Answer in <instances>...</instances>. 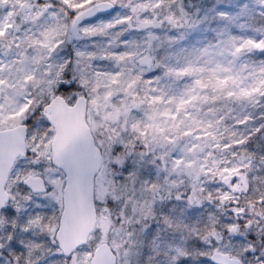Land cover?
Listing matches in <instances>:
<instances>
[{
    "label": "snow or ice",
    "instance_id": "snow-or-ice-1",
    "mask_svg": "<svg viewBox=\"0 0 264 264\" xmlns=\"http://www.w3.org/2000/svg\"><path fill=\"white\" fill-rule=\"evenodd\" d=\"M209 11L0 0V264H264V4Z\"/></svg>",
    "mask_w": 264,
    "mask_h": 264
},
{
    "label": "rangeland",
    "instance_id": "rangeland-1",
    "mask_svg": "<svg viewBox=\"0 0 264 264\" xmlns=\"http://www.w3.org/2000/svg\"><path fill=\"white\" fill-rule=\"evenodd\" d=\"M182 2L184 5V0H182ZM244 3H247L246 0H201V1H197V3H195L196 5L195 10L192 13L193 19L200 20L201 18L205 16H207L208 19L204 21L202 24H200L196 30L190 32L186 43L191 44V43H194L198 39L201 42H206V40L208 38H211L212 36V32L206 31L207 29L223 26L219 24L218 21L212 19L214 13L209 11L210 9L215 8L217 11L223 10V11H230L233 13H237L239 11V6ZM248 4L251 5L250 3ZM240 23H245L251 26L254 22L251 20H246L244 18H241L239 21H237V24H240ZM229 27H232V26L230 25ZM233 30L235 31L236 28H233ZM248 34L251 35V32H249ZM260 58H264V57H260ZM149 167L151 166L149 165ZM152 175L154 177L155 175L154 171ZM173 203H175V201L167 202L168 207L170 208ZM151 226L155 227V222H153Z\"/></svg>",
    "mask_w": 264,
    "mask_h": 264
},
{
    "label": "trees",
    "instance_id": "trees-1",
    "mask_svg": "<svg viewBox=\"0 0 264 264\" xmlns=\"http://www.w3.org/2000/svg\"><path fill=\"white\" fill-rule=\"evenodd\" d=\"M195 3H197V0H184V6L190 13L194 12L195 6H196ZM125 175H126V173H125Z\"/></svg>",
    "mask_w": 264,
    "mask_h": 264
},
{
    "label": "clouds",
    "instance_id": "clouds-1",
    "mask_svg": "<svg viewBox=\"0 0 264 264\" xmlns=\"http://www.w3.org/2000/svg\"><path fill=\"white\" fill-rule=\"evenodd\" d=\"M246 2L252 4L253 0H246ZM259 3L264 4V0H259ZM106 132H107L106 128H104L102 131H100L99 132L100 137L103 138L105 136Z\"/></svg>",
    "mask_w": 264,
    "mask_h": 264
}]
</instances>
